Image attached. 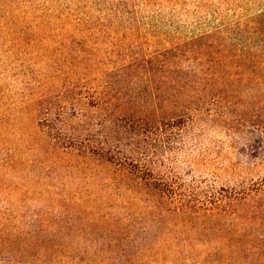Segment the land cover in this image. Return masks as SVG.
<instances>
[{"label": "trees", "instance_id": "trees-1", "mask_svg": "<svg viewBox=\"0 0 264 264\" xmlns=\"http://www.w3.org/2000/svg\"><path fill=\"white\" fill-rule=\"evenodd\" d=\"M172 1L175 10L192 8L191 25L167 13L165 22H151L148 0H0V45L26 44L31 75L28 91L11 103L27 108L41 145L96 165L109 189L96 197L103 222L85 219L71 203L52 221L35 214L10 225L9 210L2 211L0 252L33 253L51 264H264V175L231 186L188 182L147 141L151 134L170 149L195 113L214 101L231 106L228 96L247 93L244 85L250 91L254 81L261 93L254 105L264 108V0L246 11L256 0H243L232 17L223 7L237 0H165V10ZM164 25L165 46L147 47L146 34ZM4 119L0 110V126ZM259 125L264 136V120ZM133 200L145 214L133 215ZM118 205L128 213L114 211ZM162 216L206 236L151 238ZM159 246L170 255L156 253Z\"/></svg>", "mask_w": 264, "mask_h": 264}, {"label": "rangeland", "instance_id": "rangeland-1", "mask_svg": "<svg viewBox=\"0 0 264 264\" xmlns=\"http://www.w3.org/2000/svg\"><path fill=\"white\" fill-rule=\"evenodd\" d=\"M237 1L232 2L234 5H224L223 10L227 16L232 17L234 8L242 7L243 0ZM261 2L256 0L253 4L245 6L244 10L258 9ZM146 4V12L153 23L165 22V13L173 16L180 26L191 25L196 19L195 16L186 15V3L178 4L176 10V1L166 4V10L165 0H148ZM214 16L209 15L207 19L214 21ZM165 30L164 25L160 30L149 31L146 34L148 39L145 40L147 47L152 50L162 49L165 46ZM25 46L26 44L17 50V47L11 45H0V61H4V67L0 68V110L5 113V125L0 126V215L2 211L9 210L7 224L10 225L26 223L35 214L52 221L54 212L55 215L59 212L66 213L65 206L71 203L73 211H77L79 215L82 213L85 219L95 218V221L103 222L101 218L96 219V211L98 208L99 211L102 210L96 197L105 195L109 190L106 187L104 189L101 184V176L104 173L94 171L96 165H93V168L82 165L83 163L70 155H60L49 149L50 147L41 145L42 141L32 137L30 120L22 113L27 108L23 109L20 100L11 103L12 99L18 95L20 98L23 92L28 91L23 88L26 87V78L31 76L28 73V58L25 56L28 49ZM47 73L52 74V71L48 70ZM52 79L57 80L53 77ZM244 87L247 93L241 96L232 93L228 96V101L232 102L231 106H228L230 104H227L226 100L214 101L216 103L213 106L195 113L193 121L181 129L178 141L168 145L170 149L165 147L162 140L159 141V137L155 139L150 134L147 139L149 143L152 142L150 149H154L156 145L160 157H164L161 159L165 160V165H168L179 179L188 182L206 179L220 187L231 186L241 179L257 180L264 175V136L259 125L264 120V108L254 105L255 101H259L261 93H258L257 81L253 82L250 91H247L250 89L247 84ZM28 109L30 110V105ZM87 111L90 115H103L102 111L98 113L94 107H88ZM94 117L98 119L99 116ZM173 134L177 136L178 130ZM39 145L42 147H38ZM10 149H13L12 156ZM17 150L20 151L19 154ZM65 197L69 198V201ZM128 209L127 206H113L116 212L128 213ZM131 212L140 217L146 211H143L139 201L133 200ZM146 218L147 222H152L150 217ZM161 218L159 226L153 223V231L149 235L151 238H176L184 241L206 236L205 233L189 230L186 220L184 222L163 216ZM178 222L184 224L176 227L174 223ZM165 224L174 227L165 228ZM87 233L81 232L79 236L84 238ZM154 251L165 256L170 255L164 246L156 247ZM49 262L45 257L33 253L29 256L0 252V264H51Z\"/></svg>", "mask_w": 264, "mask_h": 264}]
</instances>
